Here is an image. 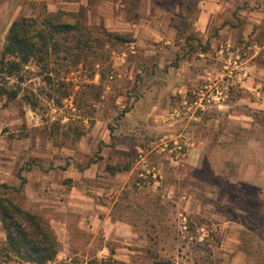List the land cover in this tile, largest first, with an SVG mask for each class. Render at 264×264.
<instances>
[{
  "label": "rangeland",
  "instance_id": "obj_1",
  "mask_svg": "<svg viewBox=\"0 0 264 264\" xmlns=\"http://www.w3.org/2000/svg\"><path fill=\"white\" fill-rule=\"evenodd\" d=\"M77 10L0 0V60L11 23L45 11L69 13L61 20L77 24L81 45L91 47H81L77 66L73 51L51 56L46 69L31 61L10 78L0 69V91L17 94H0V185L25 180L20 193L0 189V197L50 227L58 243L50 264H264V123L254 120L264 109L253 105L264 94L243 80L222 107L194 117L187 93L141 95L121 76L126 47L103 34L104 17L91 10L84 20ZM254 42L261 47L252 61L264 69V29ZM135 106L139 120L130 121ZM108 164L128 170L110 175ZM4 244L0 223V264H22Z\"/></svg>",
  "mask_w": 264,
  "mask_h": 264
},
{
  "label": "crops",
  "instance_id": "obj_2",
  "mask_svg": "<svg viewBox=\"0 0 264 264\" xmlns=\"http://www.w3.org/2000/svg\"><path fill=\"white\" fill-rule=\"evenodd\" d=\"M54 1L68 4L70 12L83 10L86 20L91 10H96L104 17L103 29L132 38L124 44L125 53L119 55L123 64L121 76L130 80L129 86L141 95L154 90L159 95L184 97L206 80L230 74L235 52L241 48L240 40L252 42L245 59L247 74L238 75V79L246 80L243 87L251 93L264 94L252 85L257 80L264 81V69L252 61L261 47L254 39L264 29V0ZM253 105L264 109V101ZM136 112L135 106L127 119L139 120L133 116ZM180 113V109L171 108L172 118H179ZM102 155L106 161L108 156ZM107 162L112 163L109 159ZM106 166L104 171L108 173ZM92 170L93 166L85 173ZM16 184L15 181L12 185Z\"/></svg>",
  "mask_w": 264,
  "mask_h": 264
},
{
  "label": "trees",
  "instance_id": "obj_3",
  "mask_svg": "<svg viewBox=\"0 0 264 264\" xmlns=\"http://www.w3.org/2000/svg\"><path fill=\"white\" fill-rule=\"evenodd\" d=\"M82 19L86 20V15L82 14ZM69 13H50L44 12V17L39 19L18 18L9 26L5 43L1 51L0 66L1 71L7 78L17 75L24 66L34 61L37 66L44 69L51 56L64 53L66 56L73 55L75 60L73 66L79 64L80 54L83 52L85 43L81 45V28L77 24H70L62 21V17L69 18ZM109 39L122 44L130 43L132 40L125 39L127 36L119 33L103 31ZM76 33V34H75ZM98 43V39H94ZM91 50V47H86ZM72 56V57H73ZM100 79L103 73L99 72ZM47 82L52 80L46 77ZM7 94L1 90L0 94ZM8 100H14L16 93L7 94ZM258 123H264L261 117H255ZM90 163H93L90 161ZM128 166L123 168L106 166V171L110 175L127 171ZM25 180L21 178L19 188L10 187L5 184L0 185L4 191L20 193ZM0 223L5 235V246L2 248L6 256H10L22 264H50L55 261L58 253L57 240L50 227L39 217L31 214L6 196L0 197ZM104 264H125L109 259ZM153 264H174L169 261H158L154 259Z\"/></svg>",
  "mask_w": 264,
  "mask_h": 264
},
{
  "label": "built area",
  "instance_id": "obj_4",
  "mask_svg": "<svg viewBox=\"0 0 264 264\" xmlns=\"http://www.w3.org/2000/svg\"><path fill=\"white\" fill-rule=\"evenodd\" d=\"M226 49L223 48V51ZM248 51V46L243 45L238 52H235L236 56L230 65L233 67L230 74L224 75L220 79H208L201 86L187 93V101H184L183 105L190 117L224 104L228 98L230 87L241 82L238 75L244 77L247 74L245 59Z\"/></svg>",
  "mask_w": 264,
  "mask_h": 264
}]
</instances>
